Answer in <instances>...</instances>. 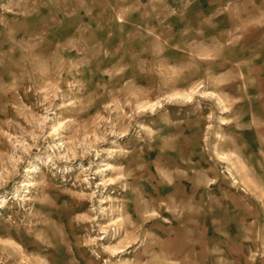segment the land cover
Returning <instances> with one entry per match:
<instances>
[{
	"label": "rangeland",
	"instance_id": "obj_1",
	"mask_svg": "<svg viewBox=\"0 0 264 264\" xmlns=\"http://www.w3.org/2000/svg\"><path fill=\"white\" fill-rule=\"evenodd\" d=\"M208 205L264 264V0H0V264H203Z\"/></svg>",
	"mask_w": 264,
	"mask_h": 264
},
{
	"label": "crops",
	"instance_id": "obj_2",
	"mask_svg": "<svg viewBox=\"0 0 264 264\" xmlns=\"http://www.w3.org/2000/svg\"><path fill=\"white\" fill-rule=\"evenodd\" d=\"M230 193L231 192H229L228 194ZM240 201L241 204L238 203L237 205H239L240 208H243L244 198L240 197ZM226 204H228V202H226ZM208 206V210L203 211V216L205 217V225L203 226V228L200 227L202 226L201 224L203 222V218L201 214L199 215V220H201V224H199V226L197 225L199 228L197 232V236L199 237L200 242L199 249H193V245H191V237L188 238V240L186 238V240H184L185 246L183 255L191 256L192 258L196 257L197 260L195 261H198L199 258V261L203 262V264H241V261H237L234 259L235 256L240 255V253L236 254V249L233 250L230 245L232 241H244V239L250 236L251 230L248 229L246 232L239 231L238 233L233 232L229 226L223 224L222 216L215 212H211V205ZM233 211L234 212L230 214V217L231 219L233 218V220H229L226 224L230 225V223H233L237 227H243L245 225V222H251L252 219L249 222L246 217L241 218L239 210L236 212L234 209ZM235 212H239V214H236ZM224 226L226 228H223ZM225 229H227L228 231H225ZM168 242L170 244L174 243L172 238H169ZM242 244L244 245L245 243ZM176 247L178 250H181L180 245H176ZM171 250H174V248L172 247Z\"/></svg>",
	"mask_w": 264,
	"mask_h": 264
}]
</instances>
